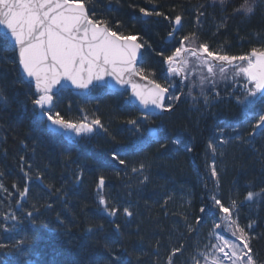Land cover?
<instances>
[{
	"label": "trees",
	"instance_id": "trees-1",
	"mask_svg": "<svg viewBox=\"0 0 264 264\" xmlns=\"http://www.w3.org/2000/svg\"><path fill=\"white\" fill-rule=\"evenodd\" d=\"M261 1L247 16L234 11L243 0L223 5L218 0H87V6L90 15L107 21L112 30L136 36L143 45L138 67L168 87L164 57L185 35L195 34L194 46L207 43L210 50L230 56L264 50ZM141 8L153 14L144 20ZM176 15L182 17L181 27L177 39L167 44ZM0 92L9 100L0 105V244L6 245L0 248V264H169L170 256L172 264H190L196 259V242L214 228L213 196L225 206L237 201L234 218L253 237V255L264 264V130L249 135L231 153L199 154L203 141L222 143L257 108L264 114V98L252 109L237 105L239 99L225 98L208 114L181 102L173 112L147 122L162 127L158 140L146 139L137 147L134 142L145 137L146 125L133 133L127 121L138 120L140 114L124 94L100 89L76 98L63 90L53 96V113L75 123L98 118L103 127L80 136L55 132L31 103L32 87L21 79L15 51L5 38H0ZM113 153L125 164L113 160ZM133 165H143L148 178L146 186L135 190L128 185ZM101 176L105 184L99 190ZM25 187L29 192L21 197ZM248 191L260 195L247 201ZM98 192L107 207L117 209L116 215L103 210ZM202 207L208 211L201 213ZM125 208L133 215H125ZM12 215L17 221L5 219ZM17 240L25 241L21 254L11 247ZM175 248L181 251L172 255Z\"/></svg>",
	"mask_w": 264,
	"mask_h": 264
},
{
	"label": "snow or ice",
	"instance_id": "snow-or-ice-1",
	"mask_svg": "<svg viewBox=\"0 0 264 264\" xmlns=\"http://www.w3.org/2000/svg\"><path fill=\"white\" fill-rule=\"evenodd\" d=\"M218 2L223 5L226 0H218ZM257 3L258 0H243L240 7L234 11L245 16L253 14ZM140 11L146 16L153 14L143 8ZM154 14L161 15L159 12ZM94 16V13L89 14L87 0H0V29H3L0 38L11 41L13 50L18 51L20 69L30 81H34L35 98L31 100V103L39 109L40 114L46 116L47 120L59 129L74 132L77 136L93 132L94 126L103 127L98 118L93 119L90 124L65 120L60 113L51 111V105L55 94L54 89L62 82H70L77 89H87L89 86H99L105 81V77H110L117 85H130L132 95L144 108L152 106L163 111L172 110V104L166 105L165 100H180V96L170 94L171 85L165 87L153 79H148V85L151 87H147L134 80L136 76H140L142 80L147 79L144 75L145 69L137 67L138 56L141 55L140 49L143 47L137 42V37L120 34L112 30L107 21L95 19ZM181 21V15H176L175 25L179 26ZM172 35L173 33H169L170 37ZM194 37V33L191 36L185 35L179 41L180 46L176 47L171 55L164 57V62L168 66L167 72L170 75L182 76L189 65L195 62L196 67L205 68L208 73L207 76L201 75V86L205 81L214 84L218 74L223 79L235 80L237 77H243L246 83L242 86L244 91L239 98V103L247 108L248 105L256 102L258 95L264 98V50L253 48L247 55L230 56L210 50L207 43L194 46ZM190 40L192 43H187ZM229 71L232 73L231 77L228 76ZM186 79L187 76L183 75L181 83ZM189 94H191V86H189ZM204 98L207 102V95ZM8 103L7 95L0 92V105L6 106ZM127 123L133 127L138 125L137 120H128ZM257 128L264 130V114H259L253 125V131ZM146 139L158 140L157 133L150 132ZM173 143L179 142L173 141ZM208 147L215 152L216 148L213 144L210 143ZM188 150L191 151L190 148ZM112 159L125 164L117 153H113ZM143 167L141 165V169ZM133 171L137 169L134 168ZM211 174L213 177L217 176L214 166ZM39 178L37 176V179ZM104 184V177L101 176L97 188L102 190ZM0 188H3V185H0ZM28 192L29 189L25 187L20 192V196L25 197ZM257 195L260 194L248 191L245 200L253 201ZM98 196L100 205H105L103 210L109 216L116 215L117 209L106 206L108 202L101 192H98ZM212 200L214 206H218L219 212L223 214L220 220L225 230L231 232L239 243L217 234L216 239L220 243L213 244L211 247L221 255H213L210 260L205 255V260L209 264H261L253 255L251 246L253 237L234 218L237 201L232 200L231 206H225L215 196ZM200 211L204 213L208 210L202 207ZM124 213L129 217L133 215L128 208L124 209ZM32 215V212L28 213L29 217ZM5 219L17 221L18 218L12 215ZM199 222L200 217L197 218V223ZM253 223L254 221L250 222L247 228H251ZM214 226L220 228L221 224ZM12 227L14 228L15 225ZM88 231L93 232L94 229L89 228ZM189 231H192L191 226ZM23 243L25 241L17 240L11 247L16 249L17 254H21L20 246ZM4 247L6 245L0 244V248ZM180 251V248H175L172 255ZM169 264H172L171 256Z\"/></svg>",
	"mask_w": 264,
	"mask_h": 264
},
{
	"label": "rangeland",
	"instance_id": "rangeland-1",
	"mask_svg": "<svg viewBox=\"0 0 264 264\" xmlns=\"http://www.w3.org/2000/svg\"><path fill=\"white\" fill-rule=\"evenodd\" d=\"M176 39L175 37H173V39L169 42H174ZM260 48H264V44L261 43L260 44ZM195 63H192L189 65V68L186 70V72L183 75L187 76L186 80H183V83H181V85L183 86V95L181 97V100H174L173 103L170 104H175V103H179L182 104L181 102H184V100H187V102H190L193 105V108L197 107H204V102H205V95H211V93L216 94L217 96H220L222 92H224V88L223 85L220 83L221 78H215V83H211L208 81H205L204 85L201 86L200 84V77L201 75L203 76H207V70L205 68H198L195 67ZM231 72V71H230ZM219 75V74H218ZM172 77L176 78V76L172 75ZM181 81V80H180ZM188 83V86H187ZM189 86H191V94H189ZM203 92V94H202ZM218 92V93H217ZM180 95V94H179ZM178 95V96H179ZM193 97H195V99H193ZM211 99H214V95L210 96ZM216 100V99H214ZM198 104V105H196ZM196 105V106H195ZM189 107H191L189 105ZM187 112L191 113V109H187ZM146 119L145 117H142L141 119L138 120V123L141 122H145ZM91 122H89L90 124ZM53 129L56 132H60V133H66L68 135H71L73 132L71 131H65L63 129H59L57 126L53 125ZM257 131V129H255ZM253 131V126L251 124H244V126L242 127H238L232 130L230 136L225 140L224 144H222L221 142L217 143L218 146H216V150L217 152H219V154H225L228 152H232L233 148L235 145L240 146L241 144H243L245 142V139L250 135V133L252 134ZM141 140V139H140ZM142 141V140H141ZM141 141H138V143H141ZM137 169V171H133V169ZM144 168V167H143ZM146 170L141 169V166L135 167L134 165L132 167L129 168V172L131 174L130 177V182L128 183V185H130V189L131 186L135 183H140V182H147V179L144 178V173ZM216 224H221L220 228H216L214 226L212 233L208 236H205L204 239L199 240V245L197 246V253H198V259L197 261L202 258L203 261L201 264H209L208 261L205 260V255H207L209 257V260L211 259V257L213 255H221L219 253H217L215 251V249H213L211 246L213 244H218L220 243L217 239H216V235L219 234L222 237L225 235L231 236V232L226 231L224 226H223V222L217 221ZM214 233V234H213ZM225 238V237H224ZM230 240V239H228ZM225 251H227V249H225Z\"/></svg>",
	"mask_w": 264,
	"mask_h": 264
},
{
	"label": "water",
	"instance_id": "water-1",
	"mask_svg": "<svg viewBox=\"0 0 264 264\" xmlns=\"http://www.w3.org/2000/svg\"><path fill=\"white\" fill-rule=\"evenodd\" d=\"M148 16L144 15L143 19H147ZM172 32L173 35L170 37L169 35L165 38V42L168 43L171 39H173V37L175 36V34L177 33V31L180 29V25L177 26L175 25L174 21L172 23ZM3 33V29H0V34L2 35ZM7 40V38H5ZM9 46L12 48L11 46V41L7 40ZM140 53L142 54V50L140 49ZM15 55H16V60H17V67H18V72L19 75L21 77V79L28 84L29 86L32 87L33 93H35V83L34 81H30L29 78H27L23 72L22 69H20L19 64H18V51H15ZM141 59V55L138 56V61H140ZM139 63V62H138ZM213 63H216L215 61H213ZM237 63H240L239 61H237ZM138 65V64H137ZM179 78H181V76H179ZM134 80L136 83L142 85V86H147V87H151V85H148V79H141L140 76H136L134 77ZM98 88H107L108 90L111 91H115L118 93H123V92H127L128 94V99L126 101L130 102L137 110L140 114L142 115H155V116H161L163 114H165L167 111H163L160 109H155L152 106H149L148 108H144L142 105H140L139 101L136 100V98L132 95V88L130 85H117L115 83L114 80H112L110 77H105V81L101 82L99 86H89V88L87 89H77L75 87H73L70 82H62L61 85H58L55 89H54V93L57 94L58 92L62 91V90H68L73 96H77V97H85L88 96L93 89H98ZM54 94V95H55ZM53 95V96H54ZM166 102V100H165ZM39 116L43 117L47 120L46 116H43L42 114H40L39 112ZM48 121V120H47ZM48 124L50 125V121H48ZM96 127V126H94ZM155 131L154 128H148L147 132L148 135L150 134V132Z\"/></svg>",
	"mask_w": 264,
	"mask_h": 264
},
{
	"label": "flooded vegetation",
	"instance_id": "flooded-vegetation-1",
	"mask_svg": "<svg viewBox=\"0 0 264 264\" xmlns=\"http://www.w3.org/2000/svg\"><path fill=\"white\" fill-rule=\"evenodd\" d=\"M228 76L229 77L232 76V73L230 71L228 72ZM217 78H220L219 75H217ZM220 83L223 85V88H224L223 91L229 90L228 91L229 95L222 94L224 96L221 97V98L218 97V96H216V94L207 95L208 100H207V102L203 103L204 104V107L209 106V101L211 100V97L210 96H212V95H215L216 98L219 99V100H223L226 97L229 100H232L234 98L239 99L242 96V94H243V91L244 90H243V87L242 86L246 83V81L244 80L243 77H237L235 80L230 79V78L229 79H223V78H221ZM257 100H259V99H257ZM237 102L239 103V100H237ZM196 105H198V104H196ZM198 108H199V106H198Z\"/></svg>",
	"mask_w": 264,
	"mask_h": 264
},
{
	"label": "bare ground",
	"instance_id": "bare-ground-1",
	"mask_svg": "<svg viewBox=\"0 0 264 264\" xmlns=\"http://www.w3.org/2000/svg\"><path fill=\"white\" fill-rule=\"evenodd\" d=\"M262 4V6L264 7V3H261ZM263 7H261V9L264 11V8ZM169 35V33L166 35V37ZM74 133V132H73ZM72 133V134H73ZM71 134V135H72ZM200 147L203 149V152H211V150L206 146V143L203 141L201 144H200Z\"/></svg>",
	"mask_w": 264,
	"mask_h": 264
}]
</instances>
